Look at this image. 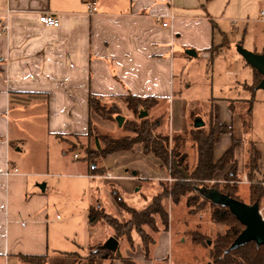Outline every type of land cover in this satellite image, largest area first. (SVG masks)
Listing matches in <instances>:
<instances>
[{"label": "crops", "instance_id": "obj_1", "mask_svg": "<svg viewBox=\"0 0 264 264\" xmlns=\"http://www.w3.org/2000/svg\"><path fill=\"white\" fill-rule=\"evenodd\" d=\"M86 1L0 0V264H24L21 255L48 261L50 251L76 261L74 252L50 244L48 174L41 166L51 167L52 143L64 155L67 144H77L76 136L87 140L89 95L103 104L118 105L132 95L173 106L176 50L208 55L214 29L224 34L229 25H240L245 34L253 23H264V9L258 12L264 0H95L94 13ZM42 14L59 19V27L41 25ZM228 102L208 100L218 107L233 105ZM241 147L234 153L238 164ZM138 156L149 172H157L149 157ZM113 157L110 165L98 166L107 169L104 175H91L87 162L65 174L91 190L87 213L91 206L104 209L114 193H134L142 181H155L143 176L147 171L129 168L130 157ZM86 225L99 224L89 226L86 214ZM169 246L161 252L155 245L151 258L166 259Z\"/></svg>", "mask_w": 264, "mask_h": 264}, {"label": "rangeland", "instance_id": "obj_2", "mask_svg": "<svg viewBox=\"0 0 264 264\" xmlns=\"http://www.w3.org/2000/svg\"><path fill=\"white\" fill-rule=\"evenodd\" d=\"M261 9H264V6H261L258 12ZM242 30L240 25L236 27L229 25L222 30L224 34L214 29L215 41L208 55L197 52L196 57H185V49L176 50L173 58L174 105L162 100L148 103L147 108L141 111L147 112L145 119L151 122L159 121L160 126L156 128L155 133L168 136L169 150L172 147V140L178 138L179 152L185 156L184 165L188 171H183V175L191 172L197 163L194 139L198 132L206 135L216 121L232 129V133L219 135L218 142L214 146V159L230 147L231 141L237 143L235 150L242 145L236 153L239 164L234 158L239 177L237 195L241 201L248 202L250 184L239 182H242L243 177L249 173V158L254 155V152L259 153V165L261 170H264V90L257 89L256 83L259 78L237 53L236 46L241 43L242 47L250 52L261 51L264 48V23H253L245 34ZM211 98L231 101L233 105L218 107L208 103ZM117 103L118 105L100 102V105L103 106L105 113L112 107L117 109V114L123 118L120 126L117 120H106L91 112V124L98 134L111 138L125 136L128 134L127 123L138 124L141 120L138 117V109H130L125 100ZM223 118L226 123L222 122ZM196 119H200L204 124L200 129H195L193 126ZM238 124H240V130ZM76 140L77 144L82 146H87L89 143L87 140L82 142L79 139ZM89 147L94 149L92 141ZM75 153L81 156L78 161L73 159ZM138 153H141L140 149L135 148L131 152L116 154L117 157H130L133 163L129 168L139 167L141 172L147 171L143 175L145 178L155 179V181H142L141 187L134 193H124L120 196L117 194L128 209L137 213L150 206L153 198L162 193L164 187L169 189L174 181L169 171L159 168V163L147 156L149 161L156 163L158 167L157 172H149L144 165L146 161L138 156ZM48 156L52 162L51 167L47 171L43 164L41 171L48 174L45 178L48 182L46 195L50 200V219L52 220L49 227L50 244L52 248L55 246L62 252H74L76 261L50 251L47 264H213V260L209 257L212 244L218 236L225 234L228 226L212 221L213 207L209 203L196 198L194 207H187L186 202L189 196H193L191 193L181 198L176 205L171 202V199H165L161 203L163 210L168 214L167 227H164L159 215H154L151 225L140 227L141 234L136 229L137 225L134 221L128 224L132 219L131 214L118 206L112 196V202L104 205L103 210L117 219V222L125 228L120 230L119 236L107 225L101 223L90 229L86 225V211L88 201L92 197L91 190L86 188L84 182L71 180L65 176V174L74 173L73 169L78 165L86 163L82 159L84 151L82 149L74 151L67 144L63 155V150L59 151L58 146L52 143ZM113 158V156L107 158L104 162L96 159L95 163L97 166L110 165ZM62 164H66L68 168L62 169ZM230 167L231 164L223 171L215 173L212 180L203 181L204 185L208 187L215 185L220 189H224V186H233V182L226 178ZM178 169L182 170V167ZM118 172L114 170V173ZM59 175L62 177H58ZM111 192L113 189H110ZM262 202L261 205L264 204ZM195 208H197L195 213L190 214L189 210ZM195 234H199L202 239L198 245L192 243V237ZM142 235L148 237L145 236L147 244L142 242ZM110 239L117 242L115 254L107 252L103 254L104 259L100 256L96 258L90 256L93 248L103 245ZM56 240L59 245L52 243ZM97 240H99L98 245L88 248L89 244L93 245ZM155 245L161 252H165L170 245L166 259L155 261L151 258ZM144 246L148 248V252L145 251ZM150 260L152 262L148 263Z\"/></svg>", "mask_w": 264, "mask_h": 264}, {"label": "trees", "instance_id": "obj_3", "mask_svg": "<svg viewBox=\"0 0 264 264\" xmlns=\"http://www.w3.org/2000/svg\"><path fill=\"white\" fill-rule=\"evenodd\" d=\"M241 45V43H238ZM213 48V47H212ZM209 50V52L212 50ZM212 54L210 56V60ZM247 64V63H246ZM248 65V64H247ZM253 71L258 76L259 80L256 85L260 82V74L254 69ZM125 101L130 109H138V113L141 110L147 108L148 103L156 102L154 99H141L132 95H127ZM88 109L98 117H103L106 120H116L119 115L117 109L112 107L111 110H107L105 113L103 106L100 105V101L97 97L89 95L87 99ZM217 119V118H216ZM126 128L128 134L118 138H111L107 135H100L95 131V128L91 124V120L88 121V132L87 140L90 143L92 141L94 149H90L89 143L87 146L73 145L72 150L82 149L84 151V159L89 165V173L91 175H104L107 171L105 168H100L95 163L96 159L101 161L112 157L119 153L131 152L135 148H139L144 156H150L159 163V168L166 169L169 171L170 177L174 180L171 187H164L163 192L156 195L150 206H148L142 212H134L125 205L122 199L114 193V198L121 208L125 209L131 214L132 221L136 223V229L142 234L140 227L142 225H151L154 215H159L164 227L168 224V214L163 210L162 201L165 199H171V202L176 205L179 200L191 193L193 196H189L186 205L191 208L196 204V198L202 202L209 203L213 207L211 213V219L214 223L219 225L228 226L227 231L224 235L217 237L216 241L212 244V248L209 253L210 259L213 260V264H264V246H257L254 242H249L243 246L236 248L230 252H226L235 238L243 230V226L237 219L230 214L228 209L214 205L205 199L199 191L202 189H215L223 195L238 200L241 199L238 194L237 183L239 177L237 176V167L234 161V150L237 147L235 141H231L230 147L226 149L222 154L214 159V146L218 142V137L221 134L232 133V129L227 128L224 123H213V126L209 129L206 135L199 133L196 130L197 136L195 137L196 150H197V163L194 169L183 175V171L186 172L187 168L184 165L185 156L179 152L178 138L172 140V147L169 150V138L168 136L160 135L155 133L157 127L160 126L159 121L151 122L145 118L141 119L138 124L127 123ZM200 129V128H198ZM78 139L79 137H75ZM90 139V140H89ZM250 167L249 173L246 175L250 182H264V170H261L259 165L260 155L254 152V155L249 158ZM175 163V165H174ZM231 164L229 171L226 173V178L233 182V186H224V189H220L213 185L208 187L204 185L203 181L212 180L213 176L217 172L223 171L228 165ZM94 165V166H93ZM182 170H179L178 168ZM188 172V171H187ZM249 205L254 203L261 204L264 199V186L262 185H250L248 189ZM197 208L190 209V214H194ZM87 223L89 226L94 227L97 224H105L118 236L120 230L124 229V225H120L117 219L107 214L99 206H91L87 213ZM146 236V235H145ZM145 236L142 235V242L147 244ZM146 238H148L146 236ZM202 239L199 234H195L192 237V243L194 245L200 244ZM145 251L148 252V248L145 247ZM91 251V257L96 258L100 256L102 259L105 258V253L110 252L108 250H94ZM117 249L112 252L115 254ZM20 261L24 264H46V256H23L19 257Z\"/></svg>", "mask_w": 264, "mask_h": 264}, {"label": "water", "instance_id": "obj_4", "mask_svg": "<svg viewBox=\"0 0 264 264\" xmlns=\"http://www.w3.org/2000/svg\"><path fill=\"white\" fill-rule=\"evenodd\" d=\"M236 51L252 69L260 74L261 80L257 85V89L264 90V54L250 52L239 44L236 46ZM185 55L188 57H196V53L192 49L186 50ZM146 116V111H141L138 115L140 119L145 118ZM116 120L120 126L123 118L118 117ZM203 125L204 124L200 119H196L193 124L195 129L201 128ZM43 188V185H41L40 189L42 191ZM199 193L210 203L228 209L230 214L233 215L244 227L226 252L235 250L249 242H254L257 246H264V221H262L258 215V203L248 205L238 200H234L227 195H223L215 189H202ZM116 249V240L110 239L95 250H108L114 252Z\"/></svg>", "mask_w": 264, "mask_h": 264}, {"label": "built area", "instance_id": "obj_5", "mask_svg": "<svg viewBox=\"0 0 264 264\" xmlns=\"http://www.w3.org/2000/svg\"><path fill=\"white\" fill-rule=\"evenodd\" d=\"M86 5H87V9L89 13H94L96 10V2L95 0H87L86 1ZM261 15H264V12H261ZM38 21L41 25H43L44 27H48V28H58L60 25V21L59 19H57L56 17L50 15V14H42L38 17ZM167 23H162V27H166ZM78 155L74 154L73 155V159H77ZM105 178H109V179H115L116 177L111 176L110 174H106ZM238 183V182H235ZM239 183H244V184H250V185H262L264 186V182H249L247 180V178H243L242 182ZM264 203V202H262ZM258 215L260 216L261 220L264 221V204H260L258 206Z\"/></svg>", "mask_w": 264, "mask_h": 264}, {"label": "flooded vegetation", "instance_id": "obj_6", "mask_svg": "<svg viewBox=\"0 0 264 264\" xmlns=\"http://www.w3.org/2000/svg\"><path fill=\"white\" fill-rule=\"evenodd\" d=\"M258 206H259V204H258Z\"/></svg>", "mask_w": 264, "mask_h": 264}]
</instances>
